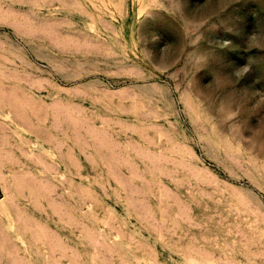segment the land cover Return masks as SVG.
<instances>
[{
	"label": "rangeland",
	"instance_id": "1",
	"mask_svg": "<svg viewBox=\"0 0 264 264\" xmlns=\"http://www.w3.org/2000/svg\"><path fill=\"white\" fill-rule=\"evenodd\" d=\"M0 264H264V0H0Z\"/></svg>",
	"mask_w": 264,
	"mask_h": 264
}]
</instances>
